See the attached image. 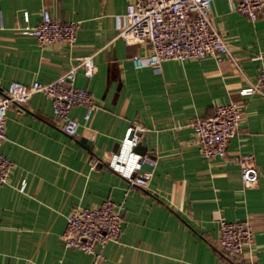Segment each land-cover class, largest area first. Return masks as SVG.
<instances>
[{"label":"crops","instance_id":"crops-1","mask_svg":"<svg viewBox=\"0 0 264 264\" xmlns=\"http://www.w3.org/2000/svg\"><path fill=\"white\" fill-rule=\"evenodd\" d=\"M44 7L80 23L73 46L41 47L19 32L23 11L36 23ZM125 12V0H0L1 90L14 80L52 81L92 54L95 74L80 68L76 84L98 105L90 121L83 106L72 107L81 121L78 137L62 129L41 92L8 108L2 150L15 166L10 182L0 183V264H90L93 255L65 247L61 234L75 205L93 207L107 198L124 204V220L120 240L106 245L99 264H218L220 217L251 222L254 243L236 259L264 264V94H240L258 80L264 61L255 58L264 48V11L253 21L231 10L228 0L211 5L240 67L206 56L167 59L159 72L135 66L133 57L151 50L118 36ZM231 99L243 105V120L227 153L207 158L192 123ZM132 122L147 127L145 152L157 158L147 187L130 184L105 163ZM248 153L259 170L253 185L244 183L239 162Z\"/></svg>","mask_w":264,"mask_h":264},{"label":"built area","instance_id":"built-area-1","mask_svg":"<svg viewBox=\"0 0 264 264\" xmlns=\"http://www.w3.org/2000/svg\"><path fill=\"white\" fill-rule=\"evenodd\" d=\"M216 0H125L126 12L120 24L118 36L127 44L144 43L150 47L146 56L135 55L133 62L137 68L147 64L159 72L162 62L167 59H200L213 56L218 61L232 60L240 67L239 59L214 24L211 5ZM230 9L245 14L256 21L264 11V0H228ZM23 24L19 32L33 36L41 47L54 42L73 46L77 40L80 23L68 21L52 15L44 7L40 19L31 22V14L25 9ZM264 57V48L255 58ZM87 76L96 72L92 54L79 57L56 79L48 82L39 80L31 84L19 80L12 81L0 91V183L10 182L15 162L3 150L7 140V110L12 104H26L34 93L41 92L52 103L55 120L69 135H81V121L71 115L74 106H83V118L90 121L98 109L93 93L76 84L79 69ZM264 94V61L260 65L256 82L240 89V94ZM243 105L237 100L217 104L212 113L195 119L192 123L194 141L200 152L207 158L225 155L230 140L237 134L243 120ZM147 127L138 122L130 123L119 142L105 160L106 166L129 181L132 185L147 187L153 177L157 158L137 147L144 137ZM239 162L242 178L246 185L256 184L259 170L252 153L241 155ZM148 164L149 168L144 169ZM26 180L20 189L24 190ZM124 204L111 198L99 205L88 207L75 205L67 213L65 229L61 240L65 247L82 250L93 255L90 264H99L105 259V247L111 241H119L122 234ZM221 259L218 264H238L236 257L246 253L254 243L255 233L248 219L218 220Z\"/></svg>","mask_w":264,"mask_h":264},{"label":"water","instance_id":"water-1","mask_svg":"<svg viewBox=\"0 0 264 264\" xmlns=\"http://www.w3.org/2000/svg\"><path fill=\"white\" fill-rule=\"evenodd\" d=\"M0 91H1V88H0ZM84 140V138H83ZM146 141H145V138H143L140 142V144L138 145V149L141 151V152H145V147H146Z\"/></svg>","mask_w":264,"mask_h":264}]
</instances>
